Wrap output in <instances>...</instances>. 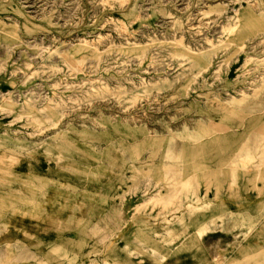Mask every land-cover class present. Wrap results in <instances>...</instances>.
<instances>
[{
	"label": "rangeland",
	"instance_id": "1",
	"mask_svg": "<svg viewBox=\"0 0 264 264\" xmlns=\"http://www.w3.org/2000/svg\"><path fill=\"white\" fill-rule=\"evenodd\" d=\"M260 201L264 0H0V264H264Z\"/></svg>",
	"mask_w": 264,
	"mask_h": 264
},
{
	"label": "crops",
	"instance_id": "2",
	"mask_svg": "<svg viewBox=\"0 0 264 264\" xmlns=\"http://www.w3.org/2000/svg\"><path fill=\"white\" fill-rule=\"evenodd\" d=\"M250 197H252V196H249L247 198H250ZM251 199L252 198L247 199V200L249 201ZM238 201L239 200L236 201L234 199L227 200L226 201V205L227 206L230 205L231 208H232V206L235 205V203H237ZM9 203L10 202L8 201L7 202L8 206L7 207L3 206V208L9 209V210L11 208H13V206L11 208H9ZM259 203L260 204L257 206L258 208H259V206H262L264 204V201H260ZM15 204H16V205H14L15 215L10 217L9 221H6L5 218H3V217L0 218L1 226H2V227H0V242L7 241V242H5L6 243L5 245L15 244V243H19L21 238L25 239V241H30V239L35 241V240H37L36 237L39 234H41V235L46 234V232H42L43 230L41 232H40V230H36L37 228H34L33 230H30V227H32V225H30L29 223L24 221L23 213H19V210H20L21 207L18 205V203H15ZM243 204H245V202ZM257 207L254 208V210L252 211L253 213L251 212L252 215H255V217H258L257 214L260 211V210H258ZM36 209H37V212H35ZM42 211H44L43 206L38 205V207L35 206L34 207V211H32L30 213V218L33 219L34 221H36L35 222V224H36L35 227L38 226L41 229H47V228H50V227H52L54 225L53 221L55 219L56 220L61 219V216H60L59 213H57V215H55L54 214L55 212H52V211L48 212L47 211V212H44L43 215H40ZM1 212L3 214L4 210L2 209ZM236 230L235 229L229 230V234H231V236L233 237L232 240L235 242V246L238 248V253L236 251L237 256H236V258L234 260L230 261L231 263L235 262L237 260V257H239V255L242 252L247 250V248L254 247V245H258L260 251L263 253V254H260V255H262V257H264V249H263V247L260 244L258 239L254 240V238H251V239L249 238L248 240L247 239H243L244 242L243 241L239 242L240 235H244L245 236V234H244L245 231H242L241 234L239 235ZM129 233H132V232H129ZM256 234H257L256 236L258 238H260L261 236H262V238L264 237V219L259 221V226H258V230L256 231ZM206 238H208V239L211 238L212 241H215V240L218 241V240H223L225 237L219 231H212V232H209L206 235H204L202 238H198L199 242L201 244V249L202 250H205L207 248L205 246V244H204L205 243L204 241H205ZM245 238H246V236H245ZM62 242H64V241L62 240ZM207 246L209 248L208 250H212V248H215L213 250H218V251H223L224 250L222 248V246L219 245L218 242L217 243H214V242L210 243ZM9 249H11V251H12L13 248H9ZM227 254H228V256H230L231 252L227 251ZM12 257H13V255L9 254L8 258H12ZM180 259L181 258H179V257L175 258L171 262V264H183ZM183 259L185 260L184 264H189L186 254H185V256H183Z\"/></svg>",
	"mask_w": 264,
	"mask_h": 264
}]
</instances>
